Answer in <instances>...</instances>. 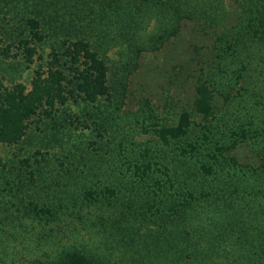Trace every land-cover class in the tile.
<instances>
[{"label":"rangeland","instance_id":"obj_1","mask_svg":"<svg viewBox=\"0 0 264 264\" xmlns=\"http://www.w3.org/2000/svg\"><path fill=\"white\" fill-rule=\"evenodd\" d=\"M240 1L227 5L237 11ZM220 42L202 20L184 19L177 35L142 52L120 77L112 74L119 64L114 48L113 94L95 102L71 98L51 117L38 110L19 142L1 145L7 165L0 167V264H37L63 249L96 251L113 264L190 261L178 253L185 243L174 211L216 199L224 186L232 191V180L247 184L255 169L264 175V44L241 42L249 64L232 59L230 67L217 52ZM39 62L15 70L1 63L0 75L30 88ZM201 84L212 95L209 116L195 107ZM185 114L187 134L160 142L162 123L175 124ZM24 157H31V167H23ZM143 163H151L157 178L137 186L132 175ZM203 165H212L221 182L202 191ZM257 188L264 191V179Z\"/></svg>","mask_w":264,"mask_h":264},{"label":"trees","instance_id":"obj_2","mask_svg":"<svg viewBox=\"0 0 264 264\" xmlns=\"http://www.w3.org/2000/svg\"><path fill=\"white\" fill-rule=\"evenodd\" d=\"M238 7L231 11L227 0H0V64L29 69L40 61L30 88L17 77L0 75V147L19 142L38 110L51 117L57 104L64 105L71 98L95 102L109 97L111 87H116L110 78L112 49L119 51V64L112 74L121 72L120 77L127 71L129 75L138 64V55L177 35L184 19L202 20L208 32L222 41L217 52L230 67L232 59L249 64L240 44H264V0H241ZM68 87H78V91ZM206 87H198L195 107L209 116L212 95ZM190 123L188 114L175 124L162 123L160 142L168 145L181 139ZM29 158L20 160L23 167L32 166ZM226 162L229 169L236 163L235 159L233 165ZM6 165L0 155V167ZM202 168L208 175L202 191L221 182L212 165ZM25 170L34 179L35 172ZM132 177L140 183L137 186L157 178L151 163L135 165ZM248 179L241 185L232 180V191L226 190L231 185L224 186L220 197L198 199L201 202L196 208L190 202L174 211L178 239L185 243L178 253L190 260L185 264H264V231L260 229L264 225V191L257 188L264 175L255 169L244 181ZM142 215L149 222H158L153 213ZM37 264L113 263L96 251L63 249Z\"/></svg>","mask_w":264,"mask_h":264}]
</instances>
